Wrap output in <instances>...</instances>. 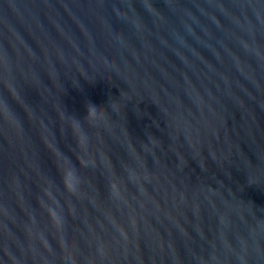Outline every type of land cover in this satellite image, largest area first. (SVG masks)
<instances>
[{
    "label": "water",
    "instance_id": "water-1",
    "mask_svg": "<svg viewBox=\"0 0 264 264\" xmlns=\"http://www.w3.org/2000/svg\"><path fill=\"white\" fill-rule=\"evenodd\" d=\"M0 264H264V0H0Z\"/></svg>",
    "mask_w": 264,
    "mask_h": 264
}]
</instances>
